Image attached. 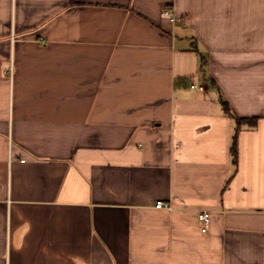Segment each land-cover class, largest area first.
<instances>
[{"label": "crops", "instance_id": "0c3cea01", "mask_svg": "<svg viewBox=\"0 0 264 264\" xmlns=\"http://www.w3.org/2000/svg\"><path fill=\"white\" fill-rule=\"evenodd\" d=\"M0 264H264V0H0Z\"/></svg>", "mask_w": 264, "mask_h": 264}, {"label": "built area", "instance_id": "2783aa9c", "mask_svg": "<svg viewBox=\"0 0 264 264\" xmlns=\"http://www.w3.org/2000/svg\"><path fill=\"white\" fill-rule=\"evenodd\" d=\"M164 15L165 16H169L170 13L169 11H164ZM12 72V69L10 70ZM11 74V73H10ZM192 88H195V86H192ZM201 90H203V88H201ZM170 206H168L166 203L164 202H157L156 203V208L158 209H165V208H169ZM199 221L201 222L202 225V232L206 233L208 231L209 225H210V214L207 212H203L201 214H199Z\"/></svg>", "mask_w": 264, "mask_h": 264}, {"label": "trees", "instance_id": "16d2710c", "mask_svg": "<svg viewBox=\"0 0 264 264\" xmlns=\"http://www.w3.org/2000/svg\"><path fill=\"white\" fill-rule=\"evenodd\" d=\"M223 104H224L225 109H226L228 112H230V109H229L228 105H227L225 102H224ZM237 121H238L239 123H242L243 120H238V119H237ZM232 155H233V160H234V162H236V160H237V143H236V137H235V139H234V143H233V146H232Z\"/></svg>", "mask_w": 264, "mask_h": 264}]
</instances>
